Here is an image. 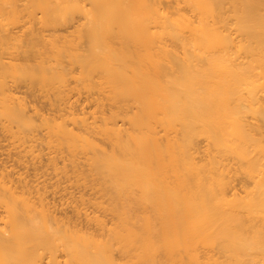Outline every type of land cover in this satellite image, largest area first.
Returning <instances> with one entry per match:
<instances>
[{
	"label": "bare ground",
	"instance_id": "obj_1",
	"mask_svg": "<svg viewBox=\"0 0 264 264\" xmlns=\"http://www.w3.org/2000/svg\"><path fill=\"white\" fill-rule=\"evenodd\" d=\"M0 129V264H264V0H0Z\"/></svg>",
	"mask_w": 264,
	"mask_h": 264
},
{
	"label": "rangeland",
	"instance_id": "obj_2",
	"mask_svg": "<svg viewBox=\"0 0 264 264\" xmlns=\"http://www.w3.org/2000/svg\"><path fill=\"white\" fill-rule=\"evenodd\" d=\"M26 30V29H24ZM72 30V27L70 28H66L65 29V26H60V27H57L55 28V31L57 34H67L68 32H71ZM52 29H49V30H45V33H49L51 32ZM9 53H6L4 54L5 56V59L7 60L8 57H9V60L11 59L12 61L14 62H19L21 59H19L21 56V54H19V51H14V49H11V48H8ZM19 54V55H18ZM72 81V78H69V82ZM13 84V83H11ZM71 85H74L73 82H71ZM13 87L17 89V96H20V97H24L26 98L27 100L30 101V106L31 107H35L36 109H38V112L39 113H43L44 115H49V116H52V115H57V111L55 110V106H51L49 103L50 101H52V98L53 96L52 95H49V96H45L44 93H41L40 91H33L31 90L30 88L27 87V85H25V83L23 82H15L13 84ZM86 95V93H80V97L82 98L81 101H82V104L84 106H89V108H87L89 111H92L95 109V107L93 105H90L92 100H83L84 96ZM104 109H108L109 108V103H107L106 101H104ZM45 133V130L42 129V127H39L37 128L35 131L31 132L29 136H33V138H36V141L33 142V144H35L34 148H38V147H41L42 148V152L41 153H46V152H49L50 150H53V148H46L47 146V143L42 140V135ZM8 132L6 131H2L0 129V152L2 153L0 157H3V159L5 160H8V163L12 164V158H15V156H7L6 155V152L8 150L11 149V147L13 146H16L19 142H22L21 140L17 139L18 136H14V137H8ZM28 136V137H29ZM27 138V137H26ZM15 140V141H13ZM10 142H14L13 144H11L10 147L7 146V144H9ZM13 145V146H12ZM10 148V149H8ZM8 149V150H7ZM11 150L14 151V149L12 148ZM12 151V152H13ZM58 157H60V155H64V154H57ZM46 156V155H45ZM60 159V158H59ZM81 161V159H80ZM65 163L69 164V161L65 159ZM38 164V163H37ZM36 164V165H37ZM28 172L29 173H33L34 171L37 173V175H41V177L39 178V180H43V179H46V182H52L55 180V178H52L51 180L48 179L49 175L46 174L47 172H50V170L48 169L47 170V166H43L42 168L40 169H37V170H33L32 167L33 165H28ZM81 168H86L85 166H80ZM18 168V167H15V169ZM69 168V166H68ZM72 176V175H71ZM69 183V182H68ZM63 184H66L63 183ZM77 189H75L76 191ZM97 195V194H96ZM91 195L89 194H85L84 197L85 198H88L90 197ZM107 218H109V216H107Z\"/></svg>",
	"mask_w": 264,
	"mask_h": 264
}]
</instances>
